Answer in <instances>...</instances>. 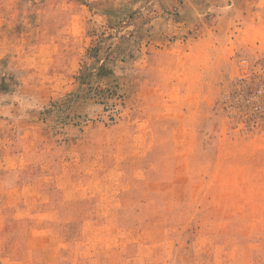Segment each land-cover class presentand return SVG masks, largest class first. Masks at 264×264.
<instances>
[{"label":"rangeland","instance_id":"1","mask_svg":"<svg viewBox=\"0 0 264 264\" xmlns=\"http://www.w3.org/2000/svg\"><path fill=\"white\" fill-rule=\"evenodd\" d=\"M0 264H264V0H0Z\"/></svg>","mask_w":264,"mask_h":264}]
</instances>
